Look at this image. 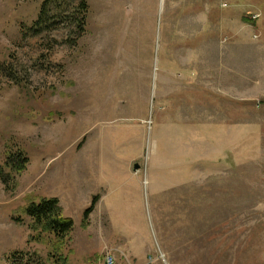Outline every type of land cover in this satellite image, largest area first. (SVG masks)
Masks as SVG:
<instances>
[{"label": "rangeland", "instance_id": "1", "mask_svg": "<svg viewBox=\"0 0 264 264\" xmlns=\"http://www.w3.org/2000/svg\"><path fill=\"white\" fill-rule=\"evenodd\" d=\"M87 2L77 38L0 0V264H58L25 213L43 198L75 222L68 264H264V0ZM166 37L208 42V80L164 79Z\"/></svg>", "mask_w": 264, "mask_h": 264}, {"label": "trees", "instance_id": "2", "mask_svg": "<svg viewBox=\"0 0 264 264\" xmlns=\"http://www.w3.org/2000/svg\"><path fill=\"white\" fill-rule=\"evenodd\" d=\"M89 4L87 0H42L38 17L32 25L28 27L29 35L39 36L44 31H51L60 24L76 34L79 38L86 29ZM29 158L23 151H19L15 156H9L6 160V167L19 174L22 172ZM4 171H0V179L12 186L10 176ZM15 185V184H14ZM99 195L93 199L92 205L85 211L84 218L87 219L94 210ZM25 213L31 219L29 225L32 231V240L44 243L48 248V257L57 260L58 264H68L64 250L71 239V234L75 229V222L71 217L64 214L62 205L58 198H43L40 201H31L25 208ZM11 260L16 264H45L41 255L35 252L32 256L25 252H14Z\"/></svg>", "mask_w": 264, "mask_h": 264}, {"label": "crops", "instance_id": "3", "mask_svg": "<svg viewBox=\"0 0 264 264\" xmlns=\"http://www.w3.org/2000/svg\"><path fill=\"white\" fill-rule=\"evenodd\" d=\"M174 38L177 37V34L172 33ZM182 36H185L182 34ZM183 38V37H182ZM199 38V37H198ZM166 45H168V50L165 55V74L166 79H171L177 75H181L177 72L178 68H181L184 71L185 79L196 83H202L201 81L208 80V42H189L185 41L184 38L181 42L173 41L170 38L166 37ZM173 45L174 47H170ZM217 49L219 46L212 45ZM171 63L176 64V68L171 66ZM181 66V67H180ZM161 75V74H160ZM163 88H167V82L163 84ZM184 124L189 123L186 120H183ZM101 196V195H100ZM103 199V196L99 197V204Z\"/></svg>", "mask_w": 264, "mask_h": 264}, {"label": "built area", "instance_id": "4", "mask_svg": "<svg viewBox=\"0 0 264 264\" xmlns=\"http://www.w3.org/2000/svg\"><path fill=\"white\" fill-rule=\"evenodd\" d=\"M107 254H110V261L109 264H116V259L113 253L108 252Z\"/></svg>", "mask_w": 264, "mask_h": 264}, {"label": "bare ground", "instance_id": "5", "mask_svg": "<svg viewBox=\"0 0 264 264\" xmlns=\"http://www.w3.org/2000/svg\"><path fill=\"white\" fill-rule=\"evenodd\" d=\"M109 261H110V257L108 256V258H107V262H106V264H109Z\"/></svg>", "mask_w": 264, "mask_h": 264}, {"label": "water", "instance_id": "6", "mask_svg": "<svg viewBox=\"0 0 264 264\" xmlns=\"http://www.w3.org/2000/svg\"><path fill=\"white\" fill-rule=\"evenodd\" d=\"M136 167H138V165Z\"/></svg>", "mask_w": 264, "mask_h": 264}]
</instances>
